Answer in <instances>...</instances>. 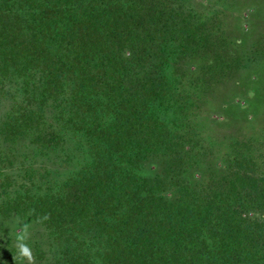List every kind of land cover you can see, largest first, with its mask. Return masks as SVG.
<instances>
[{"label": "trees", "instance_id": "obj_1", "mask_svg": "<svg viewBox=\"0 0 264 264\" xmlns=\"http://www.w3.org/2000/svg\"><path fill=\"white\" fill-rule=\"evenodd\" d=\"M232 1L0 0V136L66 168L25 172L0 214L43 227L52 264H264V37L213 33ZM242 69L246 125L217 141L202 108Z\"/></svg>", "mask_w": 264, "mask_h": 264}, {"label": "rangeland", "instance_id": "obj_2", "mask_svg": "<svg viewBox=\"0 0 264 264\" xmlns=\"http://www.w3.org/2000/svg\"><path fill=\"white\" fill-rule=\"evenodd\" d=\"M196 1L205 2L206 0ZM231 3L232 6L230 8L218 11L215 14L218 17L213 21L211 28L216 36H221L227 40L226 42H229L228 45H231V50L233 48L240 49L239 46L243 45L247 48L246 51L248 52L252 49L250 45L253 44L255 46L264 37V22H260L258 26H248L246 24L247 18L251 14V6L254 5L253 1L233 0ZM212 44L213 48L219 47L218 41ZM209 59H211V54L207 53L193 56L185 63L182 62L180 65L182 74H188L190 69H193L194 63L203 64ZM241 71H236L232 75L230 74L227 82L216 81L213 89L215 97L213 94H210V97H214L216 100L213 103L208 102L202 108L206 111V116H203L208 120V132L217 141L226 140L240 134L246 125L244 121L248 110L246 104L244 102L242 103L241 97H244L246 100L250 98L245 95L250 90V87H252L247 82L252 74H249L244 69ZM235 76L239 78V86L233 87L232 83L235 81ZM245 85L248 86L245 87ZM233 101L235 103L237 102L242 109L233 108L232 106L235 105ZM9 109L10 102L7 97L0 96V130L5 114ZM217 113H220L219 117ZM209 117L214 122L209 120ZM24 143V140H18L14 143L6 141L0 136V204L1 199L4 197L3 192L6 193L5 197L8 199L15 196V191L20 190V186L22 185L20 179H23L24 173L30 169L36 168L41 171L50 170L51 173L53 172L51 169H53L57 171V175L59 174L61 176L65 173L66 168L57 167L60 161H62L59 157L49 155L37 157L32 151H25L23 148ZM51 173L50 175H52ZM3 175L10 176V180L5 182L7 185L5 189L2 188L3 186L1 184V177ZM25 224L27 225L24 233L25 239L18 242L17 236L22 234L21 226ZM19 243H24L31 249L34 258L33 264H52V260L57 255V248L54 241L48 237L45 229L38 223L21 217L16 213L4 216L0 214V264L8 256L14 259L13 264H28L26 259L18 255Z\"/></svg>", "mask_w": 264, "mask_h": 264}, {"label": "clouds", "instance_id": "obj_3", "mask_svg": "<svg viewBox=\"0 0 264 264\" xmlns=\"http://www.w3.org/2000/svg\"><path fill=\"white\" fill-rule=\"evenodd\" d=\"M249 96H252L254 95V93L252 92H249L248 93ZM44 219H47V217L45 216ZM27 229V225H22L21 226V233L20 235L17 236V241L20 242V241H23L25 239V231ZM18 255L20 257H22L23 259H26L28 261V264H33V255H32V252H31V249L24 243H19L18 244Z\"/></svg>", "mask_w": 264, "mask_h": 264}]
</instances>
